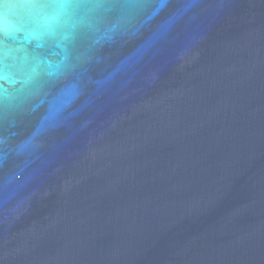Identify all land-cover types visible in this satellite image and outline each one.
I'll list each match as a JSON object with an SVG mask.
<instances>
[{
  "label": "water",
  "instance_id": "obj_1",
  "mask_svg": "<svg viewBox=\"0 0 264 264\" xmlns=\"http://www.w3.org/2000/svg\"><path fill=\"white\" fill-rule=\"evenodd\" d=\"M0 264H264V0H0Z\"/></svg>",
  "mask_w": 264,
  "mask_h": 264
}]
</instances>
